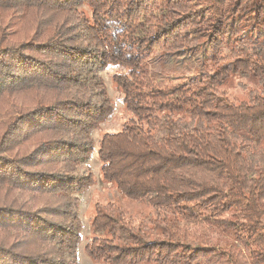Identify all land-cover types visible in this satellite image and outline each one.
<instances>
[{
  "label": "trees",
  "instance_id": "16d2710c",
  "mask_svg": "<svg viewBox=\"0 0 264 264\" xmlns=\"http://www.w3.org/2000/svg\"><path fill=\"white\" fill-rule=\"evenodd\" d=\"M217 64L259 91L206 93ZM109 66L101 176L149 211L96 207L87 256L264 264V0H0V264H77Z\"/></svg>",
  "mask_w": 264,
  "mask_h": 264
},
{
  "label": "rangeland",
  "instance_id": "374dc122",
  "mask_svg": "<svg viewBox=\"0 0 264 264\" xmlns=\"http://www.w3.org/2000/svg\"><path fill=\"white\" fill-rule=\"evenodd\" d=\"M214 68L213 73L215 72V75L207 77L210 80V85L207 87L206 93L216 89L224 91L232 101L239 103L247 100V94L250 90L259 91L256 79L250 78L246 80L238 76H231L228 70L218 64ZM121 71V68L109 66L98 73L110 97L113 113L99 125L97 130L91 133L94 150L89 159L82 162L79 166V172L85 176L89 175L93 179V184L83 194L77 195V211L82 227L81 240L76 251L77 264H109L92 260L84 251L85 243L92 238L91 222L96 214V207L101 208L108 204H114L121 209L130 211L133 215H136V213L143 215L149 211L144 205L125 199L118 192L115 185L102 179L100 172L101 164L97 157V147L100 138L104 133L119 131L122 124L131 117V114L126 111L122 103L121 92H119L112 80V76ZM136 222L137 220L134 219L133 223Z\"/></svg>",
  "mask_w": 264,
  "mask_h": 264
}]
</instances>
